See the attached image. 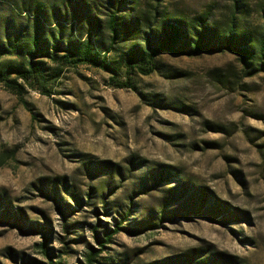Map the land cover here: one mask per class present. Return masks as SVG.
<instances>
[{"label": "rangeland", "instance_id": "rangeland-1", "mask_svg": "<svg viewBox=\"0 0 264 264\" xmlns=\"http://www.w3.org/2000/svg\"><path fill=\"white\" fill-rule=\"evenodd\" d=\"M231 2L163 6L220 16ZM243 2L254 29L264 0ZM25 5L0 0V51L20 31L30 38ZM114 48L102 53L110 64L121 59L122 44ZM21 61L2 55L0 70ZM111 75L63 68L51 95L29 85L18 95L0 81V264L85 263L100 248L96 235L125 214L126 227L154 228L117 233L97 264H171L189 253L207 264H264V72L250 75L231 52L163 53L151 75H136V91L114 87Z\"/></svg>", "mask_w": 264, "mask_h": 264}, {"label": "trees", "instance_id": "trees-1", "mask_svg": "<svg viewBox=\"0 0 264 264\" xmlns=\"http://www.w3.org/2000/svg\"><path fill=\"white\" fill-rule=\"evenodd\" d=\"M24 1L23 11L33 16L31 36L27 39L20 31L7 38V47L0 51V56L11 54L22 60L0 70V81L18 95L23 94L25 85L51 95L52 89L48 87L60 76L61 69L80 65L112 74L110 80L114 87L136 91V75H151L156 69L157 57L163 53L194 57L231 52L238 56L250 75L264 72V8L262 24L250 28L244 16L243 0H232L220 16L214 8L193 14L170 13L163 6L164 0H150L145 4L139 0H105L106 4L90 0L57 4ZM105 32L109 35L106 42L103 41ZM121 44V59L110 64L102 53ZM48 63L56 64L58 69L48 74ZM118 69L123 70L121 77ZM179 189V186L174 188L173 196ZM128 220L125 214L104 237L96 235L100 248H92L81 264L99 263L97 257L117 233L139 236L154 228L147 223L126 227L124 223ZM41 247L51 257L47 244ZM168 260H173L171 264H207L210 259L189 253ZM50 264L56 263L51 259Z\"/></svg>", "mask_w": 264, "mask_h": 264}]
</instances>
